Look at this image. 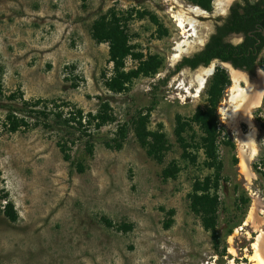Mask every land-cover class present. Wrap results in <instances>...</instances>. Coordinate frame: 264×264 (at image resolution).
<instances>
[{"label":"rangeland","instance_id":"1","mask_svg":"<svg viewBox=\"0 0 264 264\" xmlns=\"http://www.w3.org/2000/svg\"><path fill=\"white\" fill-rule=\"evenodd\" d=\"M228 3L213 0L210 10L203 9L207 14L195 17L196 35L186 37L173 17L178 11L174 0H0V264H254L252 244L264 233V165L259 163L264 131L256 120L264 102L250 107L251 125L240 119L232 127L224 111L231 109L237 87L251 83L238 70L243 78L236 82L235 69L216 61L194 70L184 67L162 83L183 55L201 47L212 19ZM110 8L123 14L146 10L167 30L159 36L148 16L140 19L134 13L127 27L130 42L144 54L158 55L162 66L120 93L104 86L111 73L108 45L91 37L93 21ZM183 40L190 42L178 49ZM136 65L126 60L127 69ZM208 67L224 68L229 76L217 113L223 138L235 145L219 143L212 168L201 149L196 163L183 158L174 135L176 114L189 117L205 106V87L196 98L183 87L194 85L195 76ZM13 93L15 98H9ZM98 97L109 102L116 121L94 132L92 155L85 150L86 138L73 128L56 123L53 115L45 121L48 127L33 125L22 104L41 99L55 110L54 103L68 104L61 107L64 113L73 107L89 112L98 108ZM147 108L149 128L160 127L171 144L162 163L146 154L132 131L120 149L105 147L117 123ZM10 111L26 114L30 126L9 132L4 122ZM251 128L256 153L248 159L247 178L240 167V142ZM190 134L184 133L187 140ZM61 139L74 140L72 159L82 162L83 172L63 160L57 146ZM173 159L180 171L164 180L162 170ZM206 175L217 178L211 190L218 198L214 235L189 208L193 181ZM8 200L18 215L14 222L3 212ZM170 209L174 214L166 228ZM122 224L132 228L122 231Z\"/></svg>","mask_w":264,"mask_h":264},{"label":"trees","instance_id":"2","mask_svg":"<svg viewBox=\"0 0 264 264\" xmlns=\"http://www.w3.org/2000/svg\"><path fill=\"white\" fill-rule=\"evenodd\" d=\"M204 10H210L213 0H186ZM135 17L144 18L148 16L153 24L157 26L159 36L167 34V30L159 23L155 14L146 10H128L125 14L119 13L110 8L106 13L97 17L91 25V37L96 43H106L108 45V61L111 63V73L106 77L104 86L111 92L120 93L128 89L129 85L136 78L141 76L148 77L155 75L162 66L161 58L156 54H144L137 50V46L130 42V35L127 27L130 19ZM264 0H237L231 8L226 23L219 27L218 33L210 37L204 45L203 50L194 53L189 57H183L174 66V70L162 80L165 84L171 75L179 72L185 66L194 70L199 66H208L213 59L221 61H231L234 67L245 68L253 72L256 65L264 71V57L257 58L264 46ZM230 32H241L245 35L244 40L239 44L227 43L222 40V36ZM256 37L261 41L255 45ZM132 59L137 62L133 68H126V60ZM229 76L224 68L217 67L210 75L204 89L205 106H198L189 117L180 114L175 116L174 135L182 149V157L194 164L197 162L198 151L201 149L208 167L216 166L218 158V144L223 143L231 149L235 147L234 142L222 134L224 128L218 118L217 106L221 101L225 88L229 85ZM2 89L0 86V98ZM16 94H11L9 98H15ZM95 111L84 112L82 108L73 107L69 112L64 113L62 105L56 104L58 108L50 109L46 101L37 99L33 102L22 100L25 113L34 118L33 125L40 123L48 127L45 122L50 115L56 123L73 128L81 137H85V150L89 155L94 151V132L107 124L116 121V117L108 101L102 100ZM264 102V101H263ZM150 108L139 110L129 120L117 123L113 137L104 140L103 144L109 149H120L130 131L133 132L137 142L146 151V154L158 163H162L166 153L170 150L171 144L166 133L159 127L156 130L149 128ZM256 117L260 128L264 131V110H258ZM29 113V114H28ZM18 116L10 111L5 116V126L9 132H16L21 128H28L30 122L27 116ZM197 127V130L195 129ZM186 131H191L190 140L184 136ZM199 131V132H197ZM74 140L61 139L57 142L59 151L65 161L70 162L78 172H83L85 166L82 162H74L71 155V145ZM233 161L237 162L236 156ZM264 165V151L259 160ZM257 168V166H255ZM180 171L176 160H171L162 170V178L167 180L175 178ZM218 171V170H217ZM264 176V171H262ZM216 178V177H215ZM217 186V178L206 175L202 179L197 178L193 181L189 192L190 211L198 216L201 225L206 230L216 234L218 198L212 194V188ZM3 197H7L6 194ZM4 215L9 221H16L18 215L14 209V204L8 200L3 206ZM169 218L164 222L168 228L172 223L174 210L167 211ZM103 222L111 227L112 222L103 218ZM132 228L131 224H122L119 229L128 231ZM216 237V236H215Z\"/></svg>","mask_w":264,"mask_h":264},{"label":"bare ground","instance_id":"3","mask_svg":"<svg viewBox=\"0 0 264 264\" xmlns=\"http://www.w3.org/2000/svg\"><path fill=\"white\" fill-rule=\"evenodd\" d=\"M178 11L173 17L175 18L178 27L182 30L184 36L196 35V19L198 15H202L204 10L195 5L183 4L179 0H174ZM190 41L183 40L182 43L178 44V49L183 45L189 44ZM212 67L202 69L194 78L195 84H190L187 87H183L184 93H188L190 96L196 98L200 95L201 91L204 89L206 84V79L209 75H212ZM232 76L237 82L240 80L242 75L236 70L232 71ZM193 80V81H194ZM237 87V86H236ZM259 84L258 81L255 83L248 84L245 88L237 87L236 93L232 96V107L231 109H225V117L229 119L232 127L233 124L240 119L246 120L251 125L250 119V107L258 103L260 100L259 96ZM244 144V145H243ZM248 150V153H247ZM256 153V148L254 146V129L251 130L244 136L240 142V167L241 171L247 176L250 175L248 159L254 156ZM254 253L251 255V260L254 264H264V233L259 232L252 244ZM234 264V263H232Z\"/></svg>","mask_w":264,"mask_h":264},{"label":"flooded vegetation","instance_id":"4","mask_svg":"<svg viewBox=\"0 0 264 264\" xmlns=\"http://www.w3.org/2000/svg\"><path fill=\"white\" fill-rule=\"evenodd\" d=\"M236 1L237 0H231V2L228 3V5H226L225 10L223 12H221L217 16H214V18L212 19L213 23H212L211 32L208 35V37L205 40V42L201 45V47L198 50L194 51L193 53H191L189 55H183L182 58L183 57H189V56L193 55L194 53L203 50L204 45L207 43V41L210 39V37L212 35H214V34H217L219 27L226 23V20H227V17L229 15L230 11H231V8H232V6L234 5V3ZM262 35L264 36L263 33H262ZM244 38H245V35L243 33H241V32H230V33H226L225 35L222 36V40L224 42L232 43V44H239V43H241L244 40ZM260 41L261 40L258 37H256L255 45L259 44ZM261 57H264V46H263V49L260 52V55L257 58V60H259ZM212 61H216V62H219V63H222V64L223 63H231V61H221V60L216 59V58L213 59ZM231 65L233 66L232 63H231ZM185 67L189 68L188 66H185ZM235 68H237V67H235ZM242 70L249 76V81L248 82L254 83V85H255V83L258 81V84H259L258 96L260 98L259 103L261 102V104H262L263 101H264V71H263V69L259 65H256V67L254 68V71L252 73L249 72L248 70H246L245 68H242ZM260 74H261V76H259ZM259 107L260 106L258 104H255L254 106L251 107V110L253 108L258 109Z\"/></svg>","mask_w":264,"mask_h":264},{"label":"water","instance_id":"5","mask_svg":"<svg viewBox=\"0 0 264 264\" xmlns=\"http://www.w3.org/2000/svg\"><path fill=\"white\" fill-rule=\"evenodd\" d=\"M203 14H207L206 13V11H204V13ZM263 34H264V31L262 32ZM225 66H228L229 68H232V69H235V70H238V71H240L241 73L242 72H244L243 70H242V68H235L234 66H232L231 65V63H223ZM200 67V66H199ZM212 73L214 72V67L212 68V71H211ZM246 74V73H245Z\"/></svg>","mask_w":264,"mask_h":264},{"label":"clouds","instance_id":"6","mask_svg":"<svg viewBox=\"0 0 264 264\" xmlns=\"http://www.w3.org/2000/svg\"><path fill=\"white\" fill-rule=\"evenodd\" d=\"M231 2V0H229V3Z\"/></svg>","mask_w":264,"mask_h":264}]
</instances>
